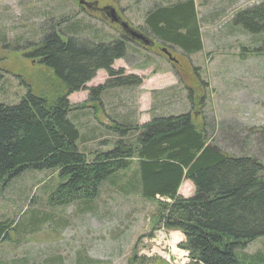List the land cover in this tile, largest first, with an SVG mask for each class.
Returning <instances> with one entry per match:
<instances>
[{
  "label": "rangeland",
  "instance_id": "rangeland-1",
  "mask_svg": "<svg viewBox=\"0 0 264 264\" xmlns=\"http://www.w3.org/2000/svg\"><path fill=\"white\" fill-rule=\"evenodd\" d=\"M86 1H96L99 8L112 6L154 44L126 38V55L113 63L123 75L137 76L138 83L107 87L97 99L88 89L66 96L74 108L68 117L79 130V150L91 156L111 149L119 138L132 142L134 127L153 116L189 111L205 125L214 145L264 164V54L252 52L261 45V35L233 22L237 11L264 0H194L202 49L192 54L161 42L144 27L150 7L182 0ZM61 30L66 37L91 43L123 37L118 25L78 0H0V102L15 104L27 90L48 96L62 92L51 70L26 55L45 35ZM107 79L99 69L86 87ZM189 96L195 103L201 98L202 104L191 106ZM116 123L130 127L118 134L112 129ZM135 167L133 160L128 169L104 181L89 201L54 202L55 189L64 181L56 170L26 168L0 185V220L13 222L8 238L0 241V264H129L131 257L130 264H188L179 246L182 233L153 224L156 200L130 187ZM177 192L190 196L193 186L184 181ZM176 233L179 240L172 243ZM242 251L264 253V236Z\"/></svg>",
  "mask_w": 264,
  "mask_h": 264
},
{
  "label": "trees",
  "instance_id": "trees-1",
  "mask_svg": "<svg viewBox=\"0 0 264 264\" xmlns=\"http://www.w3.org/2000/svg\"><path fill=\"white\" fill-rule=\"evenodd\" d=\"M233 22L261 35V45L252 52L264 54V1L237 11ZM144 27L185 53L202 49L194 0L150 7ZM59 33L51 31L26 55L51 70L62 92L48 96L27 90L15 104L0 102V185L4 187L26 168L56 170L64 181L55 189L54 202L89 201L104 181L135 160V182L130 187L143 198L156 200L153 224L183 234L179 246L188 252V264H264V253L242 251L264 236V164L214 145L205 125L194 121L189 111L153 116L134 127L132 142L119 138L111 149L91 156L79 150L80 133L68 117L74 108L66 96L88 89L90 97L97 99L103 89L138 83V78L113 68L114 61L126 55L124 37L91 43ZM99 69L107 73L106 83L87 88ZM189 99L191 106L202 104L201 98L197 103ZM125 127L130 126L116 123L112 129L123 134ZM184 180L193 185L188 197L177 192ZM12 225L9 218L0 220V241L8 238Z\"/></svg>",
  "mask_w": 264,
  "mask_h": 264
},
{
  "label": "water",
  "instance_id": "water-1",
  "mask_svg": "<svg viewBox=\"0 0 264 264\" xmlns=\"http://www.w3.org/2000/svg\"><path fill=\"white\" fill-rule=\"evenodd\" d=\"M79 4H84L86 7H91L92 3H88L83 0H79ZM104 13L105 17L109 18L111 23H116L120 26L124 34L129 37L131 40L136 41L142 45L152 46L154 41L150 39L148 36L143 34L142 32L130 27L127 22L123 21L120 16H118L117 12L112 6H105L101 9ZM162 51L168 56L170 60H174L171 57L170 53L166 49H162Z\"/></svg>",
  "mask_w": 264,
  "mask_h": 264
},
{
  "label": "flooded vegetation",
  "instance_id": "flooded-vegetation-1",
  "mask_svg": "<svg viewBox=\"0 0 264 264\" xmlns=\"http://www.w3.org/2000/svg\"><path fill=\"white\" fill-rule=\"evenodd\" d=\"M89 3V2H88ZM92 4H91V7L92 8H94V9H96L97 11H100V12H102L101 10H100V8L97 6V3H96V1L94 2H91ZM118 14V13H117ZM118 16H119V14H118ZM131 26V25H130ZM134 29H137V28H134ZM124 36H126L125 34H123ZM127 37V36H126Z\"/></svg>",
  "mask_w": 264,
  "mask_h": 264
},
{
  "label": "bare ground",
  "instance_id": "bare-ground-1",
  "mask_svg": "<svg viewBox=\"0 0 264 264\" xmlns=\"http://www.w3.org/2000/svg\"><path fill=\"white\" fill-rule=\"evenodd\" d=\"M176 234H177V233H176ZM172 240H173L172 243L178 241V240H179V236H178V234H177V235L173 234V238H172Z\"/></svg>",
  "mask_w": 264,
  "mask_h": 264
}]
</instances>
